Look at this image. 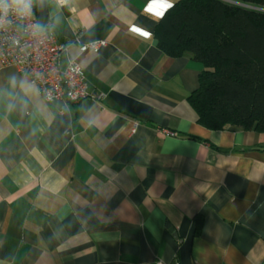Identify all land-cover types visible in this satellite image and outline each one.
I'll return each mask as SVG.
<instances>
[{
    "label": "crops",
    "instance_id": "0c3cea01",
    "mask_svg": "<svg viewBox=\"0 0 264 264\" xmlns=\"http://www.w3.org/2000/svg\"><path fill=\"white\" fill-rule=\"evenodd\" d=\"M177 1L36 0L92 96H0V264H264V131L197 121L203 64L154 36Z\"/></svg>",
    "mask_w": 264,
    "mask_h": 264
},
{
    "label": "trees",
    "instance_id": "16d2710c",
    "mask_svg": "<svg viewBox=\"0 0 264 264\" xmlns=\"http://www.w3.org/2000/svg\"><path fill=\"white\" fill-rule=\"evenodd\" d=\"M235 1L178 0L154 36L166 55L203 64L188 96L200 124L264 131V0Z\"/></svg>",
    "mask_w": 264,
    "mask_h": 264
},
{
    "label": "built area",
    "instance_id": "2783aa9c",
    "mask_svg": "<svg viewBox=\"0 0 264 264\" xmlns=\"http://www.w3.org/2000/svg\"><path fill=\"white\" fill-rule=\"evenodd\" d=\"M11 19V26L0 31V63L2 65H13L24 77L34 81L40 89V97L45 101L60 100L65 104H75L92 96L88 91L86 79L79 63L69 60L65 66L59 65V55L66 50V45L47 31L40 35H33V26L38 24L35 5L31 18L18 20L12 17ZM104 44V41H94L80 46V50L87 47L96 49ZM49 94L50 99L48 98ZM103 97V93L94 94L95 99ZM139 264L170 263L156 260Z\"/></svg>",
    "mask_w": 264,
    "mask_h": 264
},
{
    "label": "clouds",
    "instance_id": "9594fccd",
    "mask_svg": "<svg viewBox=\"0 0 264 264\" xmlns=\"http://www.w3.org/2000/svg\"><path fill=\"white\" fill-rule=\"evenodd\" d=\"M63 3V0H59ZM36 0H0V31H4L11 26L12 17L18 20L29 19L33 15V8ZM43 3V0H40ZM45 31L40 24L33 26V35H40ZM40 89L34 81L27 78L11 75L8 79L7 87L0 88V96H8L15 100L20 98L24 107H27L31 98L39 96ZM49 99L50 94H49ZM7 107L15 109L16 103L9 102Z\"/></svg>",
    "mask_w": 264,
    "mask_h": 264
},
{
    "label": "snow or ice",
    "instance_id": "6c2138e0",
    "mask_svg": "<svg viewBox=\"0 0 264 264\" xmlns=\"http://www.w3.org/2000/svg\"><path fill=\"white\" fill-rule=\"evenodd\" d=\"M170 6L171 5L170 4H167V3L159 4L157 6V9H156V15L162 16L163 15V10L166 9V8H168V7H170ZM133 31H137V32H139L141 35H143L145 37L149 36V33L143 32V31H141L140 29H137V28H133Z\"/></svg>",
    "mask_w": 264,
    "mask_h": 264
},
{
    "label": "water",
    "instance_id": "95a60500",
    "mask_svg": "<svg viewBox=\"0 0 264 264\" xmlns=\"http://www.w3.org/2000/svg\"><path fill=\"white\" fill-rule=\"evenodd\" d=\"M230 1V0H229ZM232 2V1H231Z\"/></svg>",
    "mask_w": 264,
    "mask_h": 264
}]
</instances>
